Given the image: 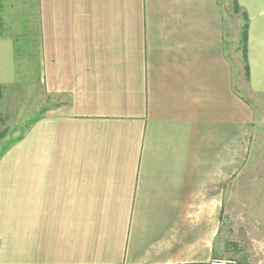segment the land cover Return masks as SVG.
I'll list each match as a JSON object with an SVG mask.
<instances>
[{
  "label": "crops",
  "instance_id": "obj_1",
  "mask_svg": "<svg viewBox=\"0 0 264 264\" xmlns=\"http://www.w3.org/2000/svg\"><path fill=\"white\" fill-rule=\"evenodd\" d=\"M236 1L0 0L6 100L18 53L46 98L0 140V264L218 255L264 123V0Z\"/></svg>",
  "mask_w": 264,
  "mask_h": 264
},
{
  "label": "rangeland",
  "instance_id": "obj_2",
  "mask_svg": "<svg viewBox=\"0 0 264 264\" xmlns=\"http://www.w3.org/2000/svg\"><path fill=\"white\" fill-rule=\"evenodd\" d=\"M221 1L223 3V0ZM225 5H227L226 2ZM232 13L238 17L233 11ZM226 22L227 28H230L234 33L232 35L237 36L236 39L234 38L236 44L240 30V26H237L238 21L226 18ZM232 54L239 70L243 61L241 62L239 52L234 53L233 51ZM17 65L18 85L12 91L13 95H9L6 100L7 94L2 91L3 94L1 93L2 97L0 98V111L5 126L8 127L10 122H16V128L12 132L14 134L22 132L23 126L29 124L35 114L38 113L41 103L39 101H43V105H45L46 99L45 94H42V97L37 96L39 89L34 84L33 71L29 77L27 76V79H24L22 73L24 61L19 53ZM236 73V84L241 91L245 92V95L251 97V93L247 92L245 88L246 83L242 69ZM26 75L28 74L26 73ZM20 78L24 81L22 82ZM5 101L6 105L2 107L1 103H5ZM261 106L262 119H264V98L261 100ZM20 124L21 126L17 128ZM259 127L261 128L257 129L258 139L252 145L245 163L246 166L236 176L234 219L231 225L224 228V235L228 233L226 241L218 243V255L212 258L234 259L235 264H264V123Z\"/></svg>",
  "mask_w": 264,
  "mask_h": 264
},
{
  "label": "trees",
  "instance_id": "obj_3",
  "mask_svg": "<svg viewBox=\"0 0 264 264\" xmlns=\"http://www.w3.org/2000/svg\"><path fill=\"white\" fill-rule=\"evenodd\" d=\"M233 12L236 15H242L238 5H237V1L233 0ZM241 39L239 42V50L241 52L242 55V59L244 62V66H243V78L245 80H247V72H248V67H247V63H246V23H244L242 25V29H241ZM27 70L26 73L28 74V77L30 76L31 72L33 71V67L31 66H27ZM2 88L0 87V98L2 97ZM3 116L2 113L0 111V140L6 135L7 131H8V127L5 126L4 121H3Z\"/></svg>",
  "mask_w": 264,
  "mask_h": 264
},
{
  "label": "built area",
  "instance_id": "obj_4",
  "mask_svg": "<svg viewBox=\"0 0 264 264\" xmlns=\"http://www.w3.org/2000/svg\"><path fill=\"white\" fill-rule=\"evenodd\" d=\"M235 260L234 259H225V258H212L209 261V264H235Z\"/></svg>",
  "mask_w": 264,
  "mask_h": 264
}]
</instances>
